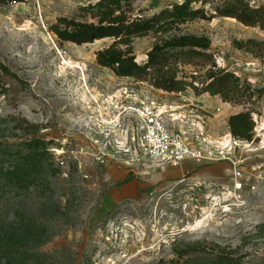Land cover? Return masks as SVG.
<instances>
[{
	"label": "rangeland",
	"instance_id": "obj_1",
	"mask_svg": "<svg viewBox=\"0 0 264 264\" xmlns=\"http://www.w3.org/2000/svg\"><path fill=\"white\" fill-rule=\"evenodd\" d=\"M205 1L192 7L208 14L233 1L264 7V0ZM181 2L0 0V64L8 70L0 68V264H171L185 250L181 264H264V30L216 17L165 23L131 39L143 65L163 39L208 37V50L178 53L163 71L198 86L213 71L238 79V89L213 97L157 89L158 73L118 77L97 63L114 39L79 46L50 31L60 17L98 24L117 10L148 19ZM248 40L258 42L251 51L236 44ZM146 99L180 105L189 124L177 129L191 136L201 128L214 140L231 134V115L250 110L253 141H242L237 165L131 169L97 109L108 118ZM105 144L113 159L103 166L96 154Z\"/></svg>",
	"mask_w": 264,
	"mask_h": 264
},
{
	"label": "trees",
	"instance_id": "obj_2",
	"mask_svg": "<svg viewBox=\"0 0 264 264\" xmlns=\"http://www.w3.org/2000/svg\"><path fill=\"white\" fill-rule=\"evenodd\" d=\"M7 1L12 4L22 0ZM83 1L91 2L95 0ZM97 1L99 4L124 0ZM194 3L205 5L206 1L183 0V2L173 5L172 9H165L148 19H132L125 11L117 12V10H111L110 15L102 17L98 24L60 17L57 19V23L51 25L50 31L57 35L60 40L79 46L93 44L104 39H114V43L109 48L97 53V63L103 68L110 69L118 77L142 81L148 75L158 73V76L153 80V86L165 92H184L191 88L195 95L221 96L224 91L235 90L239 87L238 79L234 78L230 73H224L219 76L221 73L213 71L208 75L205 82L197 86L195 82L179 79L174 74L163 71L173 56H179L178 53L189 52L196 55L199 53L196 50H208L211 46V41L208 37L181 35L163 39L147 54V61L143 65L137 62L132 51L131 39L133 37L148 33L162 24L171 22L195 19L211 21L216 17H225L236 19L247 27H259L264 30V7L252 9L248 4H244L243 1H233L223 7L216 8L215 14H208L203 8H193L192 5ZM236 44L240 48H246L251 51L252 47L257 45L258 42L248 40L246 42H237ZM121 45H125L126 49H123ZM0 68L8 71L1 64ZM228 125L234 138L248 142L253 141L255 121L252 111L246 110L231 115L228 119ZM186 252V250L177 252L178 259L173 260L171 264H181V259L188 254ZM223 258L222 256L216 257L217 260ZM226 262L230 263V259L226 260ZM231 262H233L232 264H237V261L234 262L232 259Z\"/></svg>",
	"mask_w": 264,
	"mask_h": 264
},
{
	"label": "built area",
	"instance_id": "obj_3",
	"mask_svg": "<svg viewBox=\"0 0 264 264\" xmlns=\"http://www.w3.org/2000/svg\"><path fill=\"white\" fill-rule=\"evenodd\" d=\"M40 1L44 0H22L12 4L28 5L33 2L39 6ZM177 94L181 95V92ZM181 109L178 104L146 99L133 105H123L122 110L108 118L104 117L107 115H103L99 108L97 113L101 124L109 127L108 131L117 133L118 143L114 148L117 149L116 152L126 155L125 164L131 169L146 162L175 168L182 167L189 161L198 164L226 161L237 165L235 153L240 149L243 140H238L231 134L214 140L206 137L201 128L197 133L188 136L186 131L177 129L179 122L184 123L183 125L189 124L188 115ZM111 146L105 144L99 147L96 154L99 164L106 166L111 162ZM240 189L241 185L236 187V190Z\"/></svg>",
	"mask_w": 264,
	"mask_h": 264
}]
</instances>
